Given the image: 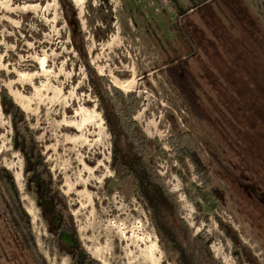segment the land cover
Masks as SVG:
<instances>
[{
  "label": "rangeland",
  "instance_id": "1",
  "mask_svg": "<svg viewBox=\"0 0 264 264\" xmlns=\"http://www.w3.org/2000/svg\"><path fill=\"white\" fill-rule=\"evenodd\" d=\"M65 1L66 8L62 0H0V93L9 92L36 131L88 253L99 264H176L151 211L112 168L113 138L91 66L109 88L140 100L135 119L166 152L155 159L157 173L191 233L220 262L237 264L222 218L249 258L264 264V0ZM73 10L79 35L69 22ZM176 127L199 142L217 201L189 198L187 190L197 194L194 186L203 184L169 142ZM13 139L0 100V164L16 179L40 254L48 264H72L70 255L51 251ZM7 231L0 241L12 261L4 264H34Z\"/></svg>",
  "mask_w": 264,
  "mask_h": 264
},
{
  "label": "trees",
  "instance_id": "2",
  "mask_svg": "<svg viewBox=\"0 0 264 264\" xmlns=\"http://www.w3.org/2000/svg\"><path fill=\"white\" fill-rule=\"evenodd\" d=\"M65 8L68 6L62 0ZM70 19V18H68ZM75 10L72 12L70 25L74 35H79L80 24L77 22ZM74 40H76L74 38ZM75 43V42H74ZM76 48L80 50L77 43ZM89 81L93 92L100 101L110 133L113 138L112 168L117 172L123 184L135 188L143 203L152 213L154 223L164 244L169 259L176 264H223L211 249V245L202 236L193 235L179 215L176 202L166 190L162 178L157 173V156H165L166 152L157 140H151L144 128L135 119L140 100L134 93H124L118 87L109 88V79L96 73L89 66ZM5 77V72L2 73ZM1 105L5 115L12 118L14 127V149L20 151L25 158V175L27 190L35 194L36 202L42 211V217L50 233L49 244L51 251L58 250L61 254H68L72 264H99L86 250L80 240L75 220L71 214L65 196L56 186L49 171L40 144L35 138L36 131L31 128L22 108L16 104L9 92L4 89L0 93ZM175 135L170 144L176 155L181 159L189 174L185 160L189 158L203 186H194L197 194L187 190L189 198L196 200V195L206 203L217 201L214 190L209 191L213 184L210 167L203 158L199 142L190 132L175 128ZM263 134L264 132H259ZM155 153V154H154ZM183 176L182 172H178ZM185 181H188L184 177ZM200 211H204L202 204L197 202ZM206 219H209L206 217ZM219 228L233 241L232 254L237 264H259L246 254L248 246L242 241L234 227L217 218ZM7 229L19 242L23 254L34 264H48L46 258L40 254L33 235L32 221L23 206L20 189L13 173L0 164V234ZM13 236V237H14ZM1 237V236H0ZM12 261L4 245L0 241V264Z\"/></svg>",
  "mask_w": 264,
  "mask_h": 264
},
{
  "label": "bare ground",
  "instance_id": "3",
  "mask_svg": "<svg viewBox=\"0 0 264 264\" xmlns=\"http://www.w3.org/2000/svg\"><path fill=\"white\" fill-rule=\"evenodd\" d=\"M15 176H16V178H17V181H19V176H18V174H16Z\"/></svg>",
  "mask_w": 264,
  "mask_h": 264
}]
</instances>
